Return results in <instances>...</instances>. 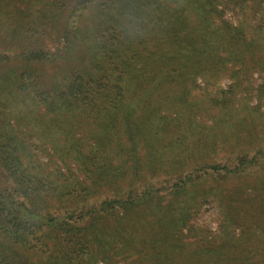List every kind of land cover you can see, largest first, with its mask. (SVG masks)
<instances>
[{"label":"trees","instance_id":"16d2710c","mask_svg":"<svg viewBox=\"0 0 264 264\" xmlns=\"http://www.w3.org/2000/svg\"><path fill=\"white\" fill-rule=\"evenodd\" d=\"M254 72L264 0H0V264H264Z\"/></svg>","mask_w":264,"mask_h":264},{"label":"rangeland","instance_id":"374dc122","mask_svg":"<svg viewBox=\"0 0 264 264\" xmlns=\"http://www.w3.org/2000/svg\"><path fill=\"white\" fill-rule=\"evenodd\" d=\"M227 18H231V12L225 15ZM264 76L260 74L259 72H254L252 76L250 77V82L247 81L245 83V86H248V91L244 90H239L237 93V98L235 99V104L236 106H241L243 103V100L247 97L249 94V105L251 107H256L259 102L258 101H264V98H260V87L261 84L264 83ZM233 78H230L229 76H225L220 83H218L215 87L209 88V90L212 92V94L217 95V92L220 91L221 89H228L229 86L232 84ZM199 83L202 87H198L194 91V96L198 97L197 99L201 100L202 104H207L212 102V98L208 96L203 89L204 81L202 79H199ZM261 111L258 109H254V112L249 114L248 109H244L243 112L240 114V116H244V119L246 121L245 128L243 130V135L249 133V132H254L257 134L258 132V127L254 126L252 124V119H256L257 121H262L264 120V104L261 105ZM262 113V116H261ZM212 119L209 120L211 122ZM264 143V142H263ZM240 146H243L242 143H240ZM222 147V148H221ZM220 149L217 150V154L213 157V159H216V162H224L231 160L235 158V152L232 149V147H223L222 145L219 146ZM38 151V150H37ZM45 154L42 153V157ZM44 159L46 160L47 158L44 156ZM233 164H236V161H233ZM102 196H109V195H102ZM218 204L215 201H208L203 205V207L198 211L195 219V225L205 227L210 231L216 232L219 229V217H220V211L219 207L217 206ZM98 264H103L102 261H99Z\"/></svg>","mask_w":264,"mask_h":264}]
</instances>
